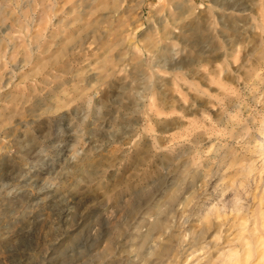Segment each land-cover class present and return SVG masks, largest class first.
Segmentation results:
<instances>
[{"label": "rangeland", "instance_id": "rangeland-1", "mask_svg": "<svg viewBox=\"0 0 264 264\" xmlns=\"http://www.w3.org/2000/svg\"><path fill=\"white\" fill-rule=\"evenodd\" d=\"M259 142L264 0H0V264H264Z\"/></svg>", "mask_w": 264, "mask_h": 264}, {"label": "bare ground", "instance_id": "bare-ground-1", "mask_svg": "<svg viewBox=\"0 0 264 264\" xmlns=\"http://www.w3.org/2000/svg\"><path fill=\"white\" fill-rule=\"evenodd\" d=\"M263 144H264V142H259L258 143V146H261L260 148H262L263 147ZM193 180L192 181H196V177H193L192 178ZM172 183V182H171ZM193 184V183H192ZM190 185V184H189ZM194 186V185H193ZM192 186V187H193ZM179 188V187H178ZM189 188V187H188ZM186 189V188H185ZM185 189H183V190H185ZM191 189V188H190ZM174 194H175V192H173ZM178 193V192H177ZM180 195V194H179ZM177 200H179V197H176V195H173V196H171V202H173V203H175V202H177ZM182 200V199H181ZM263 200V199H262ZM182 203V202H181ZM180 203V204H181ZM172 204V203H171ZM174 205V204H173ZM178 206V205H177ZM174 207V206H173ZM243 208L242 207H236L235 205H233L232 206V209H231V211H235V212H240L241 210H242ZM174 210V209H173ZM225 213H226V211H225ZM193 215V214H192ZM218 215V214H217ZM216 215V217L215 218H219V215L217 216ZM190 217V216H189ZM253 220H254V223L255 222H257L259 225H260V227H261V231H264V211H262L261 209H258L256 212H255V215L253 216ZM186 223V222H185ZM246 223H243V225H242V227L245 225ZM152 225V224H151ZM192 228H194V227H192ZM192 228H187V229H185V230H183V231H185L186 233H188V232H190V230L192 229ZM213 228V226H212V224H207V225H205V226H201V227H199L198 228V236L199 237H201L202 235H204V234H206V232H208L209 230H211ZM218 227H216V228H213V229H217ZM177 232V231H176ZM179 232V231H178ZM193 232H195V231H193ZM183 233V232H182ZM187 235V234H186ZM192 235V234H191ZM146 236V235H145ZM186 238V237H185ZM199 242V239H197L196 240V243H195V245H193L192 247H196V246H198V243ZM253 256V253L250 251V250H248V251H246V259H249V258H251ZM245 259V258H244ZM226 260H228V261H230V262H233L235 259H234V257H232L231 255H228L227 256V258H226ZM235 262V261H234ZM239 262V261H238ZM231 264H233V263H231ZM235 264H238L237 263V261H236V263Z\"/></svg>", "mask_w": 264, "mask_h": 264}]
</instances>
